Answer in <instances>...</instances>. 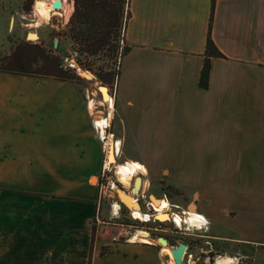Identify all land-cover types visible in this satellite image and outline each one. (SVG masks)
<instances>
[{
    "label": "crops",
    "instance_id": "1",
    "mask_svg": "<svg viewBox=\"0 0 264 264\" xmlns=\"http://www.w3.org/2000/svg\"><path fill=\"white\" fill-rule=\"evenodd\" d=\"M209 23L224 57L211 58L204 89L199 76ZM124 41L113 93L124 115L165 104L172 115L190 106L204 119L227 98L263 115L264 0H129ZM69 86L0 71V264H162L150 241L104 236L98 187L90 181L106 160L88 104L73 90L68 97ZM259 209L242 200L237 213L203 217L211 230L216 222L243 242L262 244Z\"/></svg>",
    "mask_w": 264,
    "mask_h": 264
},
{
    "label": "rangeland",
    "instance_id": "2",
    "mask_svg": "<svg viewBox=\"0 0 264 264\" xmlns=\"http://www.w3.org/2000/svg\"><path fill=\"white\" fill-rule=\"evenodd\" d=\"M35 1L0 0V67L25 68L31 73L25 76L68 83V97L73 90L85 103L92 101L89 116L94 127V120L106 121L104 139L97 127L93 129L100 140L103 160H107L108 142L120 141V153L114 162L107 166L103 164L96 177H92L94 182L90 181L98 187V217L105 223L100 225L104 236L110 237L118 229L133 225L135 230L147 232L162 264H170L172 259L162 249L168 251L177 242L188 247L183 264H214L218 257L232 258L233 264H264V243L243 242L245 238L241 234L216 222L211 230L205 217L206 223L200 230L185 225L177 227L170 220L158 221L151 217L148 222L133 220L130 209H125L115 195V190L120 188L137 199L145 214H151L147 208L148 199L152 204L154 200L166 199L168 213L181 216L184 214L180 213L190 211L191 203L195 205L193 211L202 216L211 211L237 213V203L242 200L256 202L260 206L259 213H264V121L258 119L264 111L263 115L261 112L257 116L253 104L242 107L236 100L227 98V105L224 101L221 105L213 103L210 116L206 115L204 119L193 113L190 106L182 107L179 116L172 115L171 107L165 104L148 105L143 107L142 113L140 107H132L124 115L125 108L119 101L113 102L120 52L127 47L124 27L118 35L119 54L114 63L104 55L84 56L74 43L69 24L74 0H64L65 9L50 12L47 21L35 14ZM125 1L123 16L127 19L129 1ZM68 7L72 10L65 20L62 14ZM28 32L35 35L27 37ZM36 34L38 38L34 39ZM55 38L54 48L52 41ZM17 48L33 62H8L6 58H10ZM76 59H80L83 66ZM73 61L93 78L85 79ZM42 73L58 77L40 75ZM234 80H230V87ZM97 85L107 86L103 90V99ZM229 93L231 97L234 91L229 90ZM74 105L73 109L80 114V107ZM126 160H135L145 167V172L139 175L142 182L139 189L134 188V179L125 189L118 180L116 166ZM115 204L119 205L117 216H113ZM158 237L168 238L169 247L159 245ZM205 242H210L211 246Z\"/></svg>",
    "mask_w": 264,
    "mask_h": 264
},
{
    "label": "trees",
    "instance_id": "3",
    "mask_svg": "<svg viewBox=\"0 0 264 264\" xmlns=\"http://www.w3.org/2000/svg\"><path fill=\"white\" fill-rule=\"evenodd\" d=\"M125 2V0H74V9L69 19V24L71 26L72 38L74 43L78 46L80 54L90 57L104 55L112 63L116 61L119 54L118 35L120 28L125 27L126 22V16H123ZM127 50L128 48L125 47L123 51L120 52L121 58L126 54ZM223 57L224 56L217 49L210 37L209 23L208 35L204 48V61L199 76V86L201 88H207L211 58ZM6 60H8V62L14 60L18 62V64L25 61L29 64L33 62L18 48L13 50L10 54V58H6ZM76 60L82 65L80 59ZM42 62L44 64L43 60ZM0 71L31 75L25 68L0 67ZM117 74L118 72L116 76ZM40 75L58 77L55 74L48 73H42Z\"/></svg>",
    "mask_w": 264,
    "mask_h": 264
},
{
    "label": "bare ground",
    "instance_id": "4",
    "mask_svg": "<svg viewBox=\"0 0 264 264\" xmlns=\"http://www.w3.org/2000/svg\"><path fill=\"white\" fill-rule=\"evenodd\" d=\"M52 1L53 0H36L35 1L34 11H35V14L40 19H44L46 21L49 19L50 12H51L50 4L52 3ZM60 1H61L60 10H64L66 7L65 6L66 3L64 0H60ZM71 10H72L71 7H68V9L65 10L64 14H62L64 16L65 20L68 19V17L70 16ZM29 37L32 38L33 36L30 35ZM104 89L105 88H103L100 91L102 92V95L105 96L104 91H103ZM112 103L113 102L110 99V106L112 105ZM110 106H108V107H110ZM88 107H89V109L93 108V102L92 101L88 102ZM94 124L96 125L98 132L100 133L101 137L104 139L105 138L104 137L105 136L104 135V128L106 126V121L105 120H94ZM108 145H110V146H108V148H107L108 150H107V157H106V159H107L106 160V166L108 165V163L114 162L115 151L118 154L120 153V142H119V140H115L111 144L109 141ZM144 172H145V168L140 163H138L136 161H130V160H127V161H125V163L122 162V164L117 165L116 171H115L116 175L118 176V180L124 189L128 188L130 186V182L132 179H135L137 176L143 174ZM121 192L126 194L127 196H130L127 193H125L124 191H121ZM130 197H131V202H134L135 200H137L132 196H130ZM120 200H123V197H120ZM154 204L153 205H154V211H155V219H157L158 221L170 220L177 227H181V226L185 225V226L193 227V228L196 227V229H199V230L202 229V226L206 223V220L202 215L197 214V212L193 211L191 204L189 205L190 211L182 213V214H184V216H181L177 213L169 214L168 213L169 204H168V201L166 199L154 200ZM117 208H118V204H115L114 209H117ZM129 209L131 211L130 213L136 219H140L142 221H148L150 219L149 215L142 213L139 207H136V206L131 204ZM134 239H137L135 241H139L142 243H148L149 242L148 234H147V232H145L143 230H139L136 233V237ZM162 251H166V254L171 257L169 250L167 251L165 249H162ZM216 259L217 260H215L214 264H233V259L229 258V257H218ZM170 264H173L172 259L170 260Z\"/></svg>",
    "mask_w": 264,
    "mask_h": 264
},
{
    "label": "water",
    "instance_id": "5",
    "mask_svg": "<svg viewBox=\"0 0 264 264\" xmlns=\"http://www.w3.org/2000/svg\"><path fill=\"white\" fill-rule=\"evenodd\" d=\"M51 8L53 10H59L60 7H61V1L60 0H53L52 3L50 4ZM30 35H35V33H30L28 32L27 33V37H29ZM38 36L36 34L35 38L34 39H37ZM56 44H57V39H53L52 41V46L55 48L56 47ZM73 63L75 64L76 66V69H78L83 77L85 79H88V80H91L93 78V76H89L88 72H85L83 70L80 69V67L73 61ZM73 66V65H72ZM107 86L105 85H97V89L98 90H102L103 88H105ZM103 96L101 94V99H103ZM135 185H134V188L136 189H139L140 186H141V179L139 176H137L135 179ZM134 191V189H133ZM115 195H116V198L118 199V201L120 202V204L129 211V207L130 205H134L136 207H139L141 208V206L139 205V203H137V200H135L134 202H131V197L130 196H127L126 194L122 193L120 188H117L115 190ZM120 197H123V200H120ZM192 204V209L195 210V205L193 203ZM154 217V215H153ZM155 219V218H154ZM156 242L161 245V246H165V247H169L168 244H167V241L165 240V238L163 237H158L156 238ZM184 250H185V243L183 242H178L175 246H170L169 248V251H170V255H171V258H172V261H173V264H182L181 263V260H182V256H183V253H184Z\"/></svg>",
    "mask_w": 264,
    "mask_h": 264
},
{
    "label": "built area",
    "instance_id": "6",
    "mask_svg": "<svg viewBox=\"0 0 264 264\" xmlns=\"http://www.w3.org/2000/svg\"><path fill=\"white\" fill-rule=\"evenodd\" d=\"M115 154H117V152L115 151ZM151 203L148 202V207H151ZM118 209H119V205H118V208L114 210V213H113V216H117L118 214ZM131 218L133 220H136L134 219L133 215L129 212ZM149 215V218H153L150 214ZM150 220V219H149ZM148 220V221H149ZM146 221V222H148ZM138 230H135L134 226L133 225H128L126 228H120L118 229V231H116L112 236H111V241L112 242H119V241H123V242H131V241H135L137 239H134L136 237V233H137Z\"/></svg>",
    "mask_w": 264,
    "mask_h": 264
},
{
    "label": "flooded vegetation",
    "instance_id": "7",
    "mask_svg": "<svg viewBox=\"0 0 264 264\" xmlns=\"http://www.w3.org/2000/svg\"><path fill=\"white\" fill-rule=\"evenodd\" d=\"M54 11H56V10H53L52 8H51V12H54ZM117 155H118V153L117 154H115V156L117 157ZM148 202L149 203H151V201L148 199ZM151 207H149L148 208V211L149 212H151V216L153 217V215H154V206H153V204L151 203ZM141 206V205H140ZM142 207H143V205H142ZM153 210V211H152ZM180 214H182V213H180ZM153 220H155V219H153ZM165 240L167 241V244H168V246H169V244H170V241H169V239L168 238H165ZM178 243V242H177ZM176 243V244H177ZM246 243H249V242H246ZM205 244L206 245H209V246H211V244H210V242H205ZM187 249H188V247H187V245L185 244V250H184V253H183V256H182V260H181V263L183 264V260H184V257H185V255H186V251H187ZM208 252H210V250H208Z\"/></svg>",
    "mask_w": 264,
    "mask_h": 264
}]
</instances>
